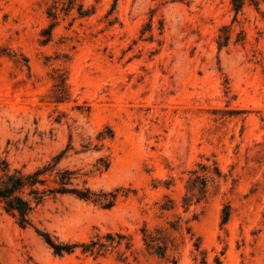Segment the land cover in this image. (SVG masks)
Segmentation results:
<instances>
[{
  "label": "rangeland",
  "instance_id": "rangeland-1",
  "mask_svg": "<svg viewBox=\"0 0 264 264\" xmlns=\"http://www.w3.org/2000/svg\"><path fill=\"white\" fill-rule=\"evenodd\" d=\"M49 165L93 196L0 264H264V0H0V176Z\"/></svg>",
  "mask_w": 264,
  "mask_h": 264
},
{
  "label": "trees",
  "instance_id": "trees-1",
  "mask_svg": "<svg viewBox=\"0 0 264 264\" xmlns=\"http://www.w3.org/2000/svg\"><path fill=\"white\" fill-rule=\"evenodd\" d=\"M232 5L237 14L241 13L245 3L248 0H231ZM253 2V0H250ZM5 164V163H4ZM52 166H43L37 168L30 173H24L22 170H14L11 172L6 166L3 171L4 176H0V205L4 210L17 219L18 224L27 228L32 226V216L35 209L39 207L47 197L51 194H74L82 200H90L93 194L90 190L77 191L69 189L67 186L71 184L73 173L69 170L60 174V188L51 189L46 188L48 180L47 175H51ZM201 189H204L206 185L201 183ZM200 189V190H201ZM113 202L109 201L105 204V207H110ZM229 212L224 214V222H227ZM47 244H51L56 254H62L63 252H70L73 246H57L54 245L47 234H44Z\"/></svg>",
  "mask_w": 264,
  "mask_h": 264
}]
</instances>
